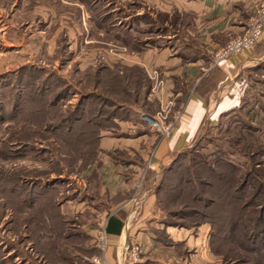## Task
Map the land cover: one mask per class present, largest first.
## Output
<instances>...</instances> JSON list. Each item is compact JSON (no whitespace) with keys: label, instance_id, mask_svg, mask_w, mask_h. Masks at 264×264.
<instances>
[{"label":"crops","instance_id":"0c3cea01","mask_svg":"<svg viewBox=\"0 0 264 264\" xmlns=\"http://www.w3.org/2000/svg\"><path fill=\"white\" fill-rule=\"evenodd\" d=\"M138 1L165 16V22L155 20L158 39L142 40L140 48L119 42L118 50L104 52L102 60L140 68L150 88L128 106L127 116L114 118L116 125L102 131L96 159L71 174L77 181L56 200L54 234L38 239L45 264H91L90 257L100 251L95 237L104 224L108 264H200L201 259L205 264L204 256L191 262V248L197 247L198 255L208 249L211 253L210 225L168 224L156 185L176 155L238 103L246 71L264 60L263 34L251 51L232 54L212 67L214 54L248 31L262 0ZM85 46L91 65L98 60V46L93 39ZM142 111L166 120L175 114L180 118L172 133L163 136L143 124ZM134 243L141 248L137 260L126 252Z\"/></svg>","mask_w":264,"mask_h":264},{"label":"rangeland","instance_id":"374dc122","mask_svg":"<svg viewBox=\"0 0 264 264\" xmlns=\"http://www.w3.org/2000/svg\"><path fill=\"white\" fill-rule=\"evenodd\" d=\"M104 7L112 9L115 24L130 27L146 42L157 38L155 20L165 22L164 15H155L138 0H0V264H45L26 236L24 219L35 212L29 200L45 187L57 188L61 197L62 190L77 181L71 174L79 173L90 159L91 154L73 148L70 134L80 127L72 132L70 121L62 124L61 113L70 115L83 99L75 93L86 91L77 82L85 81L89 66L86 42L93 39L98 46V60L104 52L118 50L119 40L114 34L108 39L94 19ZM77 65L81 73L74 74ZM243 79L238 103L217 124L207 126L188 152L176 155H182L177 166L225 152L242 172L259 161L264 167V60ZM101 98L96 95L90 101L102 104ZM101 106L90 103L89 112ZM143 113V124L157 132L143 120ZM186 216L190 221L197 218ZM191 249V262L204 256L205 264H221L213 251L198 255L197 247Z\"/></svg>","mask_w":264,"mask_h":264},{"label":"trees","instance_id":"16d2710c","mask_svg":"<svg viewBox=\"0 0 264 264\" xmlns=\"http://www.w3.org/2000/svg\"><path fill=\"white\" fill-rule=\"evenodd\" d=\"M103 9L101 17L94 16V19H97L95 20L97 25L105 31L106 37L109 39L110 35L114 34L119 42L128 47L140 48L142 40L134 35L133 30L125 25L115 24L110 14L112 9L108 7ZM76 72L81 73L78 65L74 74H77ZM83 78L85 81L80 78L77 82L86 91L79 90L75 93L80 94L83 99L70 110V115L61 113V118L62 121L65 120L63 125L70 121L72 132L74 128L80 127L76 133L70 135L73 137L72 141H75L73 148L84 151L85 155L91 154L90 159L84 164L86 167L98 155L102 131L116 125L114 118L128 115V106L142 99L141 96L150 88V81L138 67H128L119 63L110 66L101 59L87 67ZM245 81L246 79H243L242 82ZM84 84L86 88L83 87ZM244 88L245 86L243 90ZM62 93L61 91L60 94ZM96 95L98 98L102 96V104L90 101ZM90 103L102 106L89 112ZM260 145L261 143L257 144V147ZM253 153H250L252 158ZM181 158L182 155H178L168 164L156 185L158 204L168 215L166 222L188 227L208 222L211 225L210 249L221 257V264H264L262 161L255 162L253 167L242 172L225 152L216 154L211 159L202 156L199 161L192 159L186 166L181 164L177 166ZM182 167H186L185 170H182ZM58 193L57 188L45 187L34 199L29 200L30 208L35 212L24 219V225L28 230L26 236L32 239L42 257L47 256L40 248L38 239L40 236L55 232L54 224L58 218L56 200L60 197ZM23 201L27 202V197H23ZM188 213L197 217L194 218L196 220L187 219Z\"/></svg>","mask_w":264,"mask_h":264},{"label":"built area","instance_id":"2783aa9c","mask_svg":"<svg viewBox=\"0 0 264 264\" xmlns=\"http://www.w3.org/2000/svg\"><path fill=\"white\" fill-rule=\"evenodd\" d=\"M264 34V0L260 1L255 12L251 18L248 31L231 41H229L221 50L214 54L213 66H215L220 60L229 57L232 54L243 53L251 51L262 39ZM150 127L157 130L159 134L168 136L172 133L175 124L177 123L180 115L175 114L173 118L166 120L162 115L152 116L146 113L142 115ZM95 243L100 248V251L94 253L91 257L92 264H108L106 257V249L108 246V231L106 224L102 225L95 237ZM140 245L134 243L131 246H126V252L128 257L133 260H137L140 254Z\"/></svg>","mask_w":264,"mask_h":264}]
</instances>
